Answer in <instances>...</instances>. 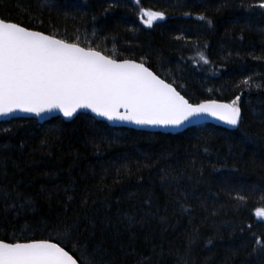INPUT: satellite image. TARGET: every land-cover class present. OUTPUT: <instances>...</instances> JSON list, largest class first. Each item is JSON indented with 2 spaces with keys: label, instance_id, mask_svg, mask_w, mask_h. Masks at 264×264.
I'll return each instance as SVG.
<instances>
[{
  "label": "trees",
  "instance_id": "16d2710c",
  "mask_svg": "<svg viewBox=\"0 0 264 264\" xmlns=\"http://www.w3.org/2000/svg\"><path fill=\"white\" fill-rule=\"evenodd\" d=\"M262 2L0 0V17L143 63L192 104L245 94L235 130L149 133L89 115L0 123V240L89 259L102 247L115 264H264ZM141 8L165 18L148 28Z\"/></svg>",
  "mask_w": 264,
  "mask_h": 264
},
{
  "label": "snow or ice",
  "instance_id": "6c2138e0",
  "mask_svg": "<svg viewBox=\"0 0 264 264\" xmlns=\"http://www.w3.org/2000/svg\"><path fill=\"white\" fill-rule=\"evenodd\" d=\"M259 7L264 9V2ZM140 18L151 28L165 16L141 8ZM199 59L209 63L202 53ZM241 83L249 86L250 78ZM240 98L236 96L230 103L210 100L192 104L143 63L117 61L92 47L0 17V115L19 110L39 116L57 110L65 118H73L79 110L87 109L109 121L161 127H180L206 115L235 128L241 123ZM256 216L264 218V210L258 209ZM64 235L69 236L70 230ZM257 244L261 242L257 240ZM260 250L264 251V245ZM106 253L101 247L97 256L89 259L84 252L77 257L60 243L46 239L24 243L0 240V264H115Z\"/></svg>",
  "mask_w": 264,
  "mask_h": 264
},
{
  "label": "water",
  "instance_id": "95a60500",
  "mask_svg": "<svg viewBox=\"0 0 264 264\" xmlns=\"http://www.w3.org/2000/svg\"><path fill=\"white\" fill-rule=\"evenodd\" d=\"M117 61H123V60H117ZM133 62H135V61H133ZM135 63H139V62H135ZM244 95L245 94H243V93L239 94V96L241 97L240 100L238 101L239 106H240V102H241ZM246 96H249V94H246ZM217 102H219V101H217ZM219 103H224V102H219ZM78 115H89L90 117H92L96 121L106 123L111 128H127V129H131V130H135V131H142V132H149V133H162V134H171V135L179 134V133H182L183 131H185L191 127H196V126L205 125V124L214 125L216 127L224 128L227 130H235L239 126L238 125L237 127L233 128L229 125L224 124L223 122H221L219 120H216V119L209 117V116H206V115H202L200 117L194 118L191 122H186L184 125H182L180 127H161V126H146V125L141 126V125H136L134 123H130V122H126V121H119V120L109 121L104 117L96 116L94 113H92L90 110H87V109L79 110L74 115L73 118H65L63 116V114L57 110H53L50 112H44V113H41V115H39V116L35 115L34 113H27V112H22V111L17 110V111H14L12 113H9L7 115H0V123L6 122L9 120H13V119H33V120H36L39 124H43V123L48 122L54 118H60L64 122H70V121L74 120ZM22 243H24V242H22ZM78 264H79V262H78Z\"/></svg>",
  "mask_w": 264,
  "mask_h": 264
},
{
  "label": "rangeland",
  "instance_id": "374dc122",
  "mask_svg": "<svg viewBox=\"0 0 264 264\" xmlns=\"http://www.w3.org/2000/svg\"><path fill=\"white\" fill-rule=\"evenodd\" d=\"M256 212H257V211H256ZM256 212H255V214H254L255 217H256L257 219H262V220L264 221V218H261V217H257V216H256Z\"/></svg>",
  "mask_w": 264,
  "mask_h": 264
}]
</instances>
